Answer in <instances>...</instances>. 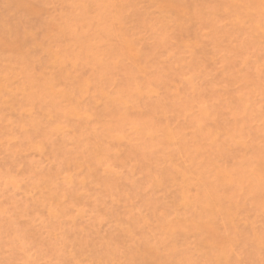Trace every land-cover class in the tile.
Segmentation results:
<instances>
[{"label": "rangeland", "instance_id": "rangeland-1", "mask_svg": "<svg viewBox=\"0 0 264 264\" xmlns=\"http://www.w3.org/2000/svg\"><path fill=\"white\" fill-rule=\"evenodd\" d=\"M0 264H264V0H0Z\"/></svg>", "mask_w": 264, "mask_h": 264}]
</instances>
